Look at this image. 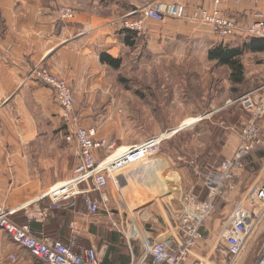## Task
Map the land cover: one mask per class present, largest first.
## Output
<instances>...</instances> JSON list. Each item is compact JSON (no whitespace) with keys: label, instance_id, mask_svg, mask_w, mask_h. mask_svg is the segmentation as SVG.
<instances>
[{"label":"rangeland","instance_id":"rangeland-1","mask_svg":"<svg viewBox=\"0 0 264 264\" xmlns=\"http://www.w3.org/2000/svg\"><path fill=\"white\" fill-rule=\"evenodd\" d=\"M121 1L128 5L127 8L130 7L127 2ZM159 1L166 3L164 0ZM259 1L256 0L255 4L251 1L242 2L257 5ZM182 5L189 9L200 5L212 8L210 4L198 0L193 6ZM219 10L223 16L243 26L256 19L244 17L243 20L228 15L221 7ZM260 15L264 14L255 16ZM123 17L119 15L115 19V33L123 28ZM148 30L154 32L153 37L148 35ZM136 32L138 34L132 48L122 45L121 37H118L120 49L117 57L113 58L121 59L120 68L105 69L106 79L111 85L109 95L96 98L92 103V113H86L83 119L90 122L99 136L115 144L114 150L176 131L189 119H198V122L162 141L160 155L169 159L171 172L158 169L157 179L148 185L154 190L145 199V206H138L142 202L140 199L132 200L143 194L144 188L133 186V182L126 185L120 177L122 184L119 185L127 187L123 190L124 205L120 213L124 219H128L129 227L131 212L142 229L150 233H162L166 231L162 200L173 193L174 196L165 201L171 199L167 202L174 206L173 219L182 239L186 240L196 228L197 216L205 212L198 231L200 238L191 244L196 247L197 253L211 256L213 260L218 259V251H221L222 246L216 240L221 223L231 211L233 202L229 200L232 194H218L210 208L204 206L200 210L198 205L208 199L213 187L216 188L221 164L230 159L242 143V133L250 123L253 112L245 110L238 100L264 85V52H244L241 57L244 84L234 85L229 80L230 71L227 67L209 61L208 53L218 44L243 48L250 43L251 38L256 37L239 33L220 39L208 24L169 18L158 22L146 20L142 30ZM52 96L57 103L53 91ZM86 106V100L82 103L80 100V111ZM114 150L98 153V157H107ZM255 181L264 183L263 143L254 145L239 182L241 188L247 190L255 185ZM113 183L109 181L99 193L111 196L115 201L116 186ZM188 195L193 196L192 203L186 198ZM236 196L235 200L240 197ZM152 221L156 223L152 225ZM263 245L264 218L235 264H254Z\"/></svg>","mask_w":264,"mask_h":264},{"label":"crops","instance_id":"crops-1","mask_svg":"<svg viewBox=\"0 0 264 264\" xmlns=\"http://www.w3.org/2000/svg\"><path fill=\"white\" fill-rule=\"evenodd\" d=\"M164 1L192 6L196 2ZM61 6L75 9L71 23L58 19ZM127 6L121 0H0V206L12 210L9 218L20 226L28 225L36 238L65 242L72 224L79 247L94 248L105 264H128L139 254L128 219L120 213L123 200L116 191L115 201L111 196L91 192L89 196L98 203L95 213L86 210L80 196L61 203L57 209L50 208L49 198L43 196L71 177L77 150L60 130L61 109L51 89L26 78L33 67H48L68 84L81 103L86 100L88 106L80 111L82 118L92 113L95 99L106 98L111 89L99 55L117 57L120 43L113 25L119 15L128 14ZM221 8L232 17L255 19L256 14H264V0L257 5L229 3ZM153 34L148 30L150 37ZM83 125L92 127L85 119ZM235 195L238 192L232 193L230 203ZM138 196L132 200L140 199L142 205L138 206H145V195ZM166 198L162 203L172 215L174 206L168 205L171 199ZM11 255L14 261L9 260ZM0 264L42 263L0 229Z\"/></svg>","mask_w":264,"mask_h":264},{"label":"built area","instance_id":"built-area-1","mask_svg":"<svg viewBox=\"0 0 264 264\" xmlns=\"http://www.w3.org/2000/svg\"><path fill=\"white\" fill-rule=\"evenodd\" d=\"M130 11L123 17L122 26L130 30L141 31L144 21H162L166 18L176 20H190L208 24L214 33L225 39L242 33L256 38H264V15L256 17L249 25L243 26L236 20L223 16L219 8L225 4L239 5L242 1L256 0H198L207 3L212 8L195 6L187 8L179 3H164L159 0H125ZM76 15L74 8L61 6L57 10L58 19L71 23ZM27 80H35L49 86L61 109V119L66 127L65 140L73 143L77 150V163L72 170L71 177L50 189L43 197L50 200V208L57 209L63 202L70 201L78 196L82 197L86 210L95 213L98 203L89 194L100 192L114 182L116 193L124 201V189L121 178L128 185L144 188L145 199L152 195L151 182H154L161 169L170 173L169 159L160 155L162 141L172 135L149 138L137 144L114 150V144L98 135L93 127L83 125L80 112V101L76 99L72 89L60 78L53 75L43 65H37L28 73ZM241 106L253 112L252 119L242 133V143L230 159L220 166V175L216 188L213 187L204 203L198 205L210 208L215 197L222 193H239V198L233 201L229 215L220 225L217 244H221L219 258L203 256L196 252L192 242L200 238L199 226L204 219L201 212L197 217L196 228L187 236L186 240L175 232L174 213L168 215L163 206V222L166 231L161 235H153L142 229L134 215L129 212L131 220L129 232L139 244V254L131 258L129 264H235L237 259L247 247L258 224L264 218V183L255 181V185L245 190L239 181L245 168L246 161L254 149L255 144L264 145V85L242 96L238 100ZM111 155L98 157V153L112 152ZM118 154V155H117ZM120 155V156H119ZM109 162H112L108 165ZM121 177V178H120ZM164 188H167L164 186ZM148 191H147V190ZM186 198L192 203L193 196ZM105 202L106 198H102ZM145 203V202H144ZM198 210V209H197ZM258 210L259 212H255ZM12 210L0 206V229L3 230L18 247L24 248L28 253L38 259L42 264H100L98 254L94 248H83L78 245V237L73 229L65 242H53L48 238H36L31 234L28 225L19 226L10 220ZM175 212V210H174ZM14 255L9 260L14 261ZM254 264H264V245L260 250Z\"/></svg>","mask_w":264,"mask_h":264},{"label":"trees","instance_id":"trees-1","mask_svg":"<svg viewBox=\"0 0 264 264\" xmlns=\"http://www.w3.org/2000/svg\"><path fill=\"white\" fill-rule=\"evenodd\" d=\"M106 1L112 2L114 0H106ZM100 2L101 3L105 2V0H100ZM137 34L138 33L136 31L129 30L127 28H122L117 32L118 37L119 36L121 37L122 45L131 48L134 46V41ZM245 51L248 52L251 51L254 53L264 52V38H251L250 43L244 45L243 48H230L228 46L218 44L209 51L208 60L211 62H215L218 66L227 67V69L230 71L229 74L230 82L234 85H242L244 84L245 79H244V67L241 62V57ZM99 61L102 65H105L106 69L109 68V69L117 70L120 68L121 65L120 58H113L106 53H101L99 55ZM40 83L43 84L42 82ZM60 130H62L63 136H65L67 132L64 123L62 124V128H60ZM17 225L20 226L22 224H17ZM118 260L121 261L120 258H118ZM100 264H105V259L104 261L102 259ZM113 264H115V261L113 262Z\"/></svg>","mask_w":264,"mask_h":264},{"label":"bare ground","instance_id":"bare-ground-1","mask_svg":"<svg viewBox=\"0 0 264 264\" xmlns=\"http://www.w3.org/2000/svg\"><path fill=\"white\" fill-rule=\"evenodd\" d=\"M197 120H198V119H193V118L189 119L188 121L184 122V123L181 125V127H179V129H177L176 131L182 130V128H185V127H187V126H190V125L194 124ZM176 131L166 132V133L162 134V137L167 136V135H170L171 133H172V135H173V134H175ZM121 150H123V148L120 149V150L118 151L119 154H120V151H121ZM117 155H118V154H117ZM119 156H120V155H119ZM111 163H112V162H109L108 165L111 164ZM174 226H175V224H174ZM175 227H176V226H175ZM175 229H176V231L178 232L177 228H175ZM178 234H179V237L182 236V234H180L179 232H178Z\"/></svg>","mask_w":264,"mask_h":264}]
</instances>
